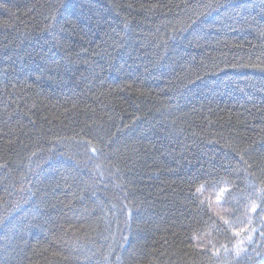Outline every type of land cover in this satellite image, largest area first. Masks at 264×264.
Listing matches in <instances>:
<instances>
[{
  "label": "trees",
  "instance_id": "16d2710c",
  "mask_svg": "<svg viewBox=\"0 0 264 264\" xmlns=\"http://www.w3.org/2000/svg\"><path fill=\"white\" fill-rule=\"evenodd\" d=\"M0 264H264V0H0Z\"/></svg>",
  "mask_w": 264,
  "mask_h": 264
}]
</instances>
